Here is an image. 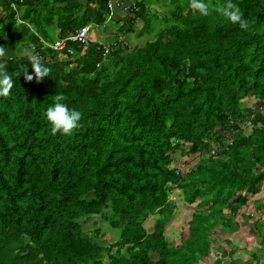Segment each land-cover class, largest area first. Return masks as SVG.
I'll return each instance as SVG.
<instances>
[{
  "label": "trees",
  "instance_id": "1",
  "mask_svg": "<svg viewBox=\"0 0 264 264\" xmlns=\"http://www.w3.org/2000/svg\"><path fill=\"white\" fill-rule=\"evenodd\" d=\"M11 1L0 0V45L13 49L3 62L14 81L0 96V264H236L223 249L213 257L212 244L264 185V113L246 102H264V0H233L246 29L182 0L162 16L148 0L113 16L111 0H16L17 9ZM108 22L117 31L109 47L71 39ZM48 25L66 48L48 45ZM135 31L154 40L131 47ZM28 54L50 76L38 82ZM60 93L82 114L71 136L52 134L46 119ZM183 144L201 153L187 172L171 166ZM173 187L186 203L198 201L177 246L165 233ZM96 217L117 238L105 243Z\"/></svg>",
  "mask_w": 264,
  "mask_h": 264
},
{
  "label": "rangeland",
  "instance_id": "2",
  "mask_svg": "<svg viewBox=\"0 0 264 264\" xmlns=\"http://www.w3.org/2000/svg\"><path fill=\"white\" fill-rule=\"evenodd\" d=\"M122 1L119 0L117 2V7L123 11L125 7L122 6ZM149 6L151 7L152 11L159 12L157 13L159 16L163 15V11L167 4H172V0H148ZM190 0H182V4L184 6H188L190 4ZM130 5V0H126L125 6ZM124 14V12L119 11ZM118 13V14H121ZM42 17L51 16L47 9L42 10ZM116 24L115 21H113ZM47 26V25H46ZM49 31L51 34V40L55 41L58 37V31L56 25H48ZM143 26L142 20H137L135 23V28L140 29ZM159 26H156L158 28ZM116 27L112 23H106L101 26H92L89 34H87L88 40H96L99 39L100 41H104L105 45L109 47L115 39H112L113 35L116 34ZM126 39L128 40L129 46L134 47L138 44L145 43L150 40H154V35H139L137 31L135 33L129 34ZM114 38V37H113ZM31 51L22 48L20 54H26ZM13 54V49H8L7 55ZM249 102L248 104L255 103V111H260L264 113V102L258 100L257 98L250 96L248 97ZM244 129L246 133H250L252 131V123L249 120L245 121ZM213 147H217L216 144H213ZM189 145L183 144L181 145L176 151H174L172 156V164L173 167H178L182 169L184 172L189 171L191 167H193L198 160L200 159L201 153H188ZM203 154L205 156L208 155V152L204 151ZM249 201L248 204L244 207L240 208L236 214L235 220L233 223L225 227L224 230L221 227L216 231L217 235V242H215L213 247L217 248L214 249L215 252L213 253V257L218 252V248L223 249V254L229 258H232L236 264L241 263H251L255 264L256 261H253V253H258V258L264 259V255L261 252L263 248L262 243V233L264 232V185H262L261 191L256 194L252 195L249 194ZM170 202H171V210L172 215L166 224V237L168 241L172 245H179L181 243V235L184 231L188 230L189 228V220L192 217L193 211L197 205V202L193 204H188L184 200L183 191L178 187H173L170 192ZM235 205V204H234ZM161 217L160 214L151 215L146 221L145 226L148 231H153L154 225L156 220ZM101 221L100 218L96 217L92 219ZM259 222V223H258ZM258 225H257V224ZM99 226L106 231L105 237H103V241L107 243L108 241H112L117 238V234L112 229H109L104 222H100ZM229 239V241H227ZM158 255H153V258H157ZM256 260V259H255ZM213 261L209 259L202 260V264H212Z\"/></svg>",
  "mask_w": 264,
  "mask_h": 264
},
{
  "label": "clouds",
  "instance_id": "3",
  "mask_svg": "<svg viewBox=\"0 0 264 264\" xmlns=\"http://www.w3.org/2000/svg\"><path fill=\"white\" fill-rule=\"evenodd\" d=\"M192 6L200 12L201 15H209L215 11L218 15L233 24H238L242 29L248 27V21L243 17L240 8L233 3V0H223L213 6L212 0H191ZM8 49L0 45V96L7 97L14 86L12 76L6 70V63L3 58L7 55ZM28 61L34 72L35 79L39 82L46 76H50L51 69L42 62V58L35 54H28ZM24 78L27 81L33 80V75L25 69ZM66 97L60 93L54 96V103L46 109V119L51 124L52 134H61L71 136L75 129L80 126L82 114L80 111L71 109L64 103Z\"/></svg>",
  "mask_w": 264,
  "mask_h": 264
},
{
  "label": "built area",
  "instance_id": "4",
  "mask_svg": "<svg viewBox=\"0 0 264 264\" xmlns=\"http://www.w3.org/2000/svg\"><path fill=\"white\" fill-rule=\"evenodd\" d=\"M91 27H92L91 24L82 27L77 33H75L71 37V39L72 40H80V41H82L83 43H85L87 45V43L89 41L87 39V34H89V30H90ZM48 45H50L55 50H62L64 48H66V39H57V40H55L52 43H48ZM212 153H215V149L212 150Z\"/></svg>",
  "mask_w": 264,
  "mask_h": 264
},
{
  "label": "crops",
  "instance_id": "5",
  "mask_svg": "<svg viewBox=\"0 0 264 264\" xmlns=\"http://www.w3.org/2000/svg\"><path fill=\"white\" fill-rule=\"evenodd\" d=\"M118 1H119V0H111V1H110V4H111V10H112V14H111V16H113L114 13L116 14V12L121 8V7L118 8L117 5H116ZM133 1H134V0H130V3H133ZM122 3H123L122 6L125 7V9H126L127 7H129V6H125V4H126V0H123ZM16 4H17V3H16V0H12V1H11V5H12V7H13L14 9H17ZM24 10H25V9H23V11H19V14H20V15H16V17L18 18V21H19V22L22 21V19H20V17H21L22 12L24 13ZM125 12H126V11L124 10V13H125ZM3 13H4V8H3V6H2V2H0V19H1V17H3ZM111 16H109V17L111 18ZM57 31L59 32V29H57ZM3 46H4V45H3ZM5 47H6L7 49H11L10 46H6V45H5ZM11 47L13 48L14 45H12ZM19 47H21V45H19Z\"/></svg>",
  "mask_w": 264,
  "mask_h": 264
}]
</instances>
